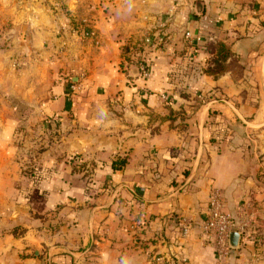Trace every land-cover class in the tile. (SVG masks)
Wrapping results in <instances>:
<instances>
[{
    "label": "crops",
    "instance_id": "1",
    "mask_svg": "<svg viewBox=\"0 0 264 264\" xmlns=\"http://www.w3.org/2000/svg\"><path fill=\"white\" fill-rule=\"evenodd\" d=\"M213 187L264 264V0H0V264H219Z\"/></svg>",
    "mask_w": 264,
    "mask_h": 264
},
{
    "label": "built area",
    "instance_id": "2",
    "mask_svg": "<svg viewBox=\"0 0 264 264\" xmlns=\"http://www.w3.org/2000/svg\"><path fill=\"white\" fill-rule=\"evenodd\" d=\"M85 31L88 32L87 29H85ZM186 36L197 43L202 40L201 35H192L191 32H187ZM142 75L146 78L151 76L150 71L145 66H142ZM164 97L166 98L167 95H164ZM224 208L225 199L222 189L213 187L208 199L209 216L206 221L200 224V230L204 237H213L218 263L230 264L229 258L233 251L229 245L230 234L237 231L244 235L251 221L244 216L236 218L232 214L226 212ZM180 224L184 234H188L193 228L191 221L186 217H181Z\"/></svg>",
    "mask_w": 264,
    "mask_h": 264
},
{
    "label": "trees",
    "instance_id": "3",
    "mask_svg": "<svg viewBox=\"0 0 264 264\" xmlns=\"http://www.w3.org/2000/svg\"><path fill=\"white\" fill-rule=\"evenodd\" d=\"M143 42L139 43L137 46L130 47L127 44L124 47V50L126 53L131 52L132 55L135 53H140V55H137L138 58L134 59L136 63L141 62V54L145 53L146 48ZM213 53L217 52L216 55H211V57L207 58V65L205 67L206 71L211 72L213 74L219 73L221 70H223L224 65L222 64V61L226 60L230 55L231 51L229 47L225 46L223 43H218L216 46L212 47ZM212 49L210 53L212 52ZM127 161L125 159H116L113 161V168L115 170L121 169L126 165ZM165 264V263H163Z\"/></svg>",
    "mask_w": 264,
    "mask_h": 264
},
{
    "label": "water",
    "instance_id": "4",
    "mask_svg": "<svg viewBox=\"0 0 264 264\" xmlns=\"http://www.w3.org/2000/svg\"><path fill=\"white\" fill-rule=\"evenodd\" d=\"M242 234L240 232L234 231L230 234L229 245L233 251L237 250L241 243Z\"/></svg>",
    "mask_w": 264,
    "mask_h": 264
}]
</instances>
